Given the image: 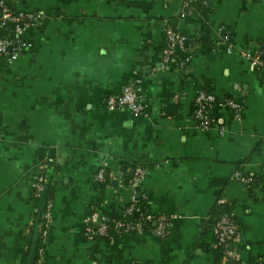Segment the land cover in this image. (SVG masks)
I'll list each match as a JSON object with an SVG mask.
<instances>
[{"label":"crops","instance_id":"0c3cea01","mask_svg":"<svg viewBox=\"0 0 264 264\" xmlns=\"http://www.w3.org/2000/svg\"><path fill=\"white\" fill-rule=\"evenodd\" d=\"M7 2L35 20L23 32L31 47L0 57V264H25L41 170L52 206L40 264H264V69L242 56L264 48V0ZM166 27L188 51L164 63ZM125 85L140 88L143 116L105 108ZM199 91L216 99L203 130ZM137 165L144 210L169 217L167 234H96L123 216ZM218 205L237 226L226 251Z\"/></svg>","mask_w":264,"mask_h":264},{"label":"built area","instance_id":"2783aa9c","mask_svg":"<svg viewBox=\"0 0 264 264\" xmlns=\"http://www.w3.org/2000/svg\"><path fill=\"white\" fill-rule=\"evenodd\" d=\"M182 3L185 7L192 4L207 5L209 0H182ZM34 20L35 15L33 13L13 11L10 9L7 0H0V30H5L4 33L0 34V57L11 63L18 55L26 52L31 47V44L23 38V32L27 28L34 26ZM165 36L166 41L162 49L164 63L170 61L179 53L188 51L187 39L171 27H166ZM242 56L248 61L251 69H264V48L253 52H243ZM215 101V97L209 93L199 91L196 94L193 114L197 120L198 128L202 130L208 129L214 124V118L210 115V109ZM226 105L238 108V105L230 99L226 100ZM104 106L108 111L122 109L134 116H143L145 114L141 91L137 85H125L120 93L105 97ZM145 173L146 170L141 165L133 168L130 177V187L133 191L131 202L125 207L121 219L111 222H98L95 226L96 234L103 237H111V231L112 234H116L118 232H142L144 230H149L157 237H164L167 234L169 217L165 215L152 217L137 204L138 189ZM95 178L98 181H103L104 170L100 169ZM233 178L242 185L251 183L249 177L242 175L238 171L233 174ZM46 182L44 170H41L36 180L32 183V195L36 201V206ZM218 202L222 204L223 200H219ZM51 206L52 198L49 192L46 207L41 218L40 239L45 234V223L51 216ZM135 213L140 219L145 221L155 219V226L147 227L143 226L142 221H129V216L135 215ZM213 233L216 245L223 251L228 250L237 235V226L233 215L226 212L217 216L213 225ZM41 255V249L38 247L34 264L41 263Z\"/></svg>","mask_w":264,"mask_h":264},{"label":"water","instance_id":"95a60500","mask_svg":"<svg viewBox=\"0 0 264 264\" xmlns=\"http://www.w3.org/2000/svg\"><path fill=\"white\" fill-rule=\"evenodd\" d=\"M48 195H49V183L46 182L38 198L36 211L34 212L35 216H34L33 225H32V234H31L28 249H27V257L25 260V264L35 263L37 249L39 247V241H40L41 218H42L44 209L46 207Z\"/></svg>","mask_w":264,"mask_h":264},{"label":"trees","instance_id":"16d2710c","mask_svg":"<svg viewBox=\"0 0 264 264\" xmlns=\"http://www.w3.org/2000/svg\"><path fill=\"white\" fill-rule=\"evenodd\" d=\"M44 174H45V172H44ZM144 199H145V197L142 194H139V196L137 198V204H138V206L141 207V209H144V203H143ZM226 212H228V211L226 210V208L224 206L218 205L213 210V213H212L213 218H214V222H215V218L217 216H219L221 213H226ZM128 219H129V221H133V222L142 221L143 226H147V227H154L155 226V219H153L151 221H145V220L140 219L138 215H131V216H129ZM110 233H111V235H114V234H112V231Z\"/></svg>","mask_w":264,"mask_h":264}]
</instances>
